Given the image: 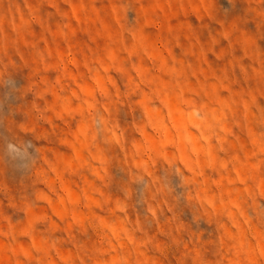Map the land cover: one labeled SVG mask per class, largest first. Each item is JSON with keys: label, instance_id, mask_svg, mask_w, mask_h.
I'll use <instances>...</instances> for the list:
<instances>
[{"label": "clouds", "instance_id": "1", "mask_svg": "<svg viewBox=\"0 0 264 264\" xmlns=\"http://www.w3.org/2000/svg\"><path fill=\"white\" fill-rule=\"evenodd\" d=\"M0 264H264V0H0Z\"/></svg>", "mask_w": 264, "mask_h": 264}]
</instances>
